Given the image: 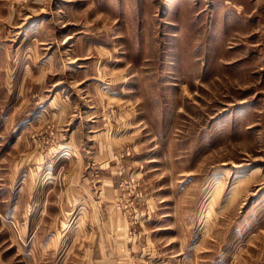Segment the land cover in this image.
Instances as JSON below:
<instances>
[{
  "label": "rangeland",
  "instance_id": "rangeland-1",
  "mask_svg": "<svg viewBox=\"0 0 264 264\" xmlns=\"http://www.w3.org/2000/svg\"><path fill=\"white\" fill-rule=\"evenodd\" d=\"M0 264H264V0H0Z\"/></svg>",
  "mask_w": 264,
  "mask_h": 264
}]
</instances>
